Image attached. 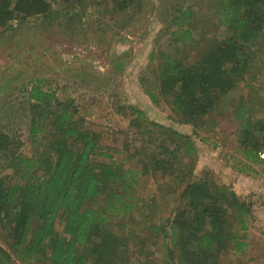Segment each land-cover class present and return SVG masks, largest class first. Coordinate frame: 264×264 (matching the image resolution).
Here are the masks:
<instances>
[{
  "label": "trees",
  "instance_id": "obj_1",
  "mask_svg": "<svg viewBox=\"0 0 264 264\" xmlns=\"http://www.w3.org/2000/svg\"><path fill=\"white\" fill-rule=\"evenodd\" d=\"M59 1L72 7L109 1L117 11L136 2ZM196 1L181 7L178 20L180 24L188 23L182 37L197 56L184 62L186 56L159 50L157 91L145 88L150 101L168 99L172 109L191 123L209 114L248 73L255 55L251 48L264 34V0H214L213 6L220 9L216 19L225 24L227 32L205 42L191 40L189 27L195 28L197 21L193 9ZM32 15L51 21L52 4L49 0H0V33L10 30L13 19L23 25ZM168 47L177 52L175 45ZM155 56L151 53L149 59ZM113 62L118 63L117 59ZM28 97L32 101L29 133L33 143H42V149L36 157L21 155V141L0 132V224L8 233L6 247L0 245V264H149L151 259L145 257L151 251L145 243L150 236L131 249L128 236L110 227V215L122 216L124 221L118 223V229L130 226V211L139 204L132 192L138 174L167 171L172 175L179 134L152 121L166 137L156 152L146 153V147L142 148L139 173L124 168L113 160L112 153L104 151L100 134L81 125L71 103L58 100L38 86L30 88ZM129 109L135 120L144 117L140 109ZM235 110L242 126L236 138L246 158L255 163L256 151L264 149V117H244V105ZM168 138L175 143L174 149L166 145ZM192 147L188 143L189 151ZM96 156L102 160H96ZM7 168L10 173L5 172ZM177 174L184 177L183 172ZM100 196L106 198V203L96 209L92 202ZM250 212V203L241 201L231 186H215L203 176L184 185L171 220L151 224L148 234L156 230L169 241L162 264H223L220 257L224 253L239 257L245 253L243 232L247 228L245 216ZM57 226L62 229L58 231ZM241 258L227 264H245Z\"/></svg>",
  "mask_w": 264,
  "mask_h": 264
},
{
  "label": "rangeland",
  "instance_id": "obj_2",
  "mask_svg": "<svg viewBox=\"0 0 264 264\" xmlns=\"http://www.w3.org/2000/svg\"><path fill=\"white\" fill-rule=\"evenodd\" d=\"M49 1L54 11L51 21L32 15L19 25L15 18L10 30L0 33V132L21 141V155H38L42 143H33L29 133L32 101L28 97L30 88L38 86L58 100L71 103L81 125L100 134L104 151L112 153L113 160L124 168L140 173L142 148L146 147V153L156 152L166 137L151 122L164 125L177 132L180 139L175 142L178 152L172 175L167 171L138 174L132 192L139 204L130 211V226L118 229V223L124 220L111 214L110 227L128 236L131 249L150 236L145 247L151 253L145 258L151 259L149 264H162L169 241L156 230L148 234V227L171 220L184 185L203 176L215 186L232 187L233 182L232 189L239 199L251 205L243 233L253 234L244 240L255 247L248 254L246 242V256L240 255L241 261L256 264L257 254H264V156L260 157L264 149L256 151L257 162L246 158L236 138L242 126L235 109L244 105V117H264V34L251 48L255 55L248 73L209 114L191 123L172 109L168 99L150 101L145 88L157 91L159 50L186 56L184 62L197 56L182 37L188 23L180 24L178 20L180 9L195 0H136L123 11L114 10L109 1L75 7L59 0ZM213 3L216 4L214 0L196 1L193 9L197 11V21L195 28L189 27V39L205 42L227 32L225 24L216 19L220 9ZM168 45H175L177 52ZM151 53L156 55L152 61ZM129 106L143 111L144 117L135 120ZM190 142L192 151L188 148ZM175 143L166 140L169 149H174ZM95 159L102 160L98 156ZM180 170L184 177H177L178 172L182 174ZM5 172L11 170L7 168ZM105 199L100 196L92 206L101 209ZM61 229L57 226L58 231ZM7 234L0 224V245L4 247ZM173 251L176 252L174 247ZM240 257L224 253L220 260L223 264L235 263Z\"/></svg>",
  "mask_w": 264,
  "mask_h": 264
},
{
  "label": "crops",
  "instance_id": "obj_3",
  "mask_svg": "<svg viewBox=\"0 0 264 264\" xmlns=\"http://www.w3.org/2000/svg\"><path fill=\"white\" fill-rule=\"evenodd\" d=\"M231 184H232V187H233V182H230ZM236 186V185H235ZM233 189H235V187H233ZM239 189H242L241 188V186H239ZM236 194L238 195V193L236 192ZM247 229V228H246ZM250 234V233H249ZM248 233H246V234H244L245 235V238H246V236H249V237H253V234L251 233L250 235H249ZM247 243H248V248H247V252H248V250L251 252V250L253 249V247H255L254 245H253V243H251L250 241H246ZM250 252H248V254L250 253ZM257 255H259V257L257 258V259H259V260H256L257 262H256V264H264V254H262V255H260V253L259 254H257ZM244 256H246V252L243 254V257ZM248 260H250V259H248ZM247 264H253L252 262H249L248 261V263Z\"/></svg>",
  "mask_w": 264,
  "mask_h": 264
},
{
  "label": "built area",
  "instance_id": "obj_4",
  "mask_svg": "<svg viewBox=\"0 0 264 264\" xmlns=\"http://www.w3.org/2000/svg\"><path fill=\"white\" fill-rule=\"evenodd\" d=\"M264 155H261L260 157L263 158Z\"/></svg>",
  "mask_w": 264,
  "mask_h": 264
}]
</instances>
